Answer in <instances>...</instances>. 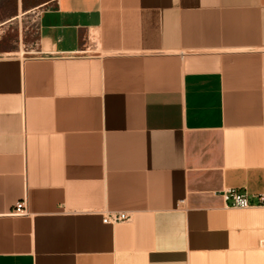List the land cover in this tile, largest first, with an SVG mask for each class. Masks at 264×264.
<instances>
[{
	"label": "crops",
	"instance_id": "1",
	"mask_svg": "<svg viewBox=\"0 0 264 264\" xmlns=\"http://www.w3.org/2000/svg\"><path fill=\"white\" fill-rule=\"evenodd\" d=\"M38 7L0 49V264H264V0Z\"/></svg>",
	"mask_w": 264,
	"mask_h": 264
},
{
	"label": "rangeland",
	"instance_id": "2",
	"mask_svg": "<svg viewBox=\"0 0 264 264\" xmlns=\"http://www.w3.org/2000/svg\"><path fill=\"white\" fill-rule=\"evenodd\" d=\"M46 0H0V49L15 48L21 38L24 44L34 37L37 13ZM34 8H37L33 10Z\"/></svg>",
	"mask_w": 264,
	"mask_h": 264
},
{
	"label": "built area",
	"instance_id": "3",
	"mask_svg": "<svg viewBox=\"0 0 264 264\" xmlns=\"http://www.w3.org/2000/svg\"><path fill=\"white\" fill-rule=\"evenodd\" d=\"M222 198L225 202V205L229 208L241 210V209L250 208L252 206L247 194L235 189L224 190L222 193ZM258 203L259 205L264 206L263 195H259ZM27 215H28L27 203H25L24 200L16 202L15 206L12 208L11 212L9 213V216L11 217L12 216L20 217ZM128 217L129 216L127 214L118 212V213H111L105 215L102 219L105 224L115 225L118 224L119 222H125L129 220Z\"/></svg>",
	"mask_w": 264,
	"mask_h": 264
}]
</instances>
